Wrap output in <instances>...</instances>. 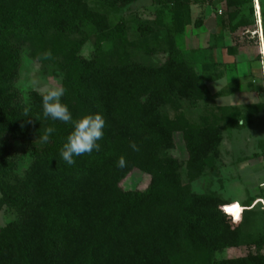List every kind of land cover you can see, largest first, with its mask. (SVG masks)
Returning <instances> with one entry per match:
<instances>
[{
  "label": "trees",
  "instance_id": "obj_1",
  "mask_svg": "<svg viewBox=\"0 0 264 264\" xmlns=\"http://www.w3.org/2000/svg\"><path fill=\"white\" fill-rule=\"evenodd\" d=\"M135 1L0 0V208L14 216L0 227V264H264V209L191 186L218 174L222 133L233 119L224 116L229 108L208 104L229 88L212 94L176 46L191 4L204 0H153L150 21L123 15ZM223 1L230 31L256 24L253 0ZM259 7L264 45L263 0ZM245 8L248 17H240ZM47 50L53 58L42 60ZM24 55L61 75L62 102L74 119L103 114L99 152L74 157L71 166L63 161L72 125L44 119L41 92L17 86ZM158 55L165 57L152 63ZM213 69L205 64L206 74ZM185 103L203 110L197 122L184 118ZM247 109L264 111V101ZM49 126L56 131L43 143ZM176 130L185 162L172 154ZM134 170L147 182L125 190ZM237 207L239 218L228 211ZM240 247L244 255L219 256Z\"/></svg>",
  "mask_w": 264,
  "mask_h": 264
},
{
  "label": "rangeland",
  "instance_id": "obj_2",
  "mask_svg": "<svg viewBox=\"0 0 264 264\" xmlns=\"http://www.w3.org/2000/svg\"><path fill=\"white\" fill-rule=\"evenodd\" d=\"M264 1V0H263ZM156 5L153 0H137L123 10L126 17L134 16L135 20H153L156 16ZM223 0H204L190 6V23L176 34V46L193 64L196 71L205 76L207 87L212 94H220L229 88L228 95L218 96L209 101L212 106L229 108L224 116L232 117L231 124L224 129L219 145L216 176L204 175L191 183L195 192L207 190L229 199L232 204L241 206L248 199L257 210L264 209V111L248 113L249 104L261 105L264 101V55L259 26L251 24L240 26L235 31L229 30V22L224 13ZM164 22L172 21L171 15L164 12L160 15ZM248 17L246 8L239 15ZM239 17V18H240ZM136 22L132 33L135 35ZM138 45L140 43H137ZM233 48L229 53L227 48ZM260 56V59L258 58ZM164 55L154 56L152 63H159ZM214 63L216 69L205 73L206 63ZM38 83L34 87L32 81ZM60 85L61 75L51 65H40L29 60L25 55L22 60L19 88L44 92L48 87ZM216 111V108L214 109ZM202 109L190 107L185 103L184 118L197 122ZM163 112L171 119L175 112L164 108ZM218 112V111H217ZM219 113V112H218ZM227 114V115H226ZM227 120V118L225 119ZM240 123V124H238ZM175 147L172 154L180 161L187 160V151L180 130L173 133ZM183 182H187L185 166L181 169ZM146 178L139 170H134L122 182L125 190L144 187ZM14 218L4 207L0 208V227ZM245 249L231 248L219 254L220 257L243 255Z\"/></svg>",
  "mask_w": 264,
  "mask_h": 264
},
{
  "label": "clouds",
  "instance_id": "obj_3",
  "mask_svg": "<svg viewBox=\"0 0 264 264\" xmlns=\"http://www.w3.org/2000/svg\"><path fill=\"white\" fill-rule=\"evenodd\" d=\"M40 58L51 60L53 58L51 50L43 52ZM37 83L36 80L32 81L34 87ZM65 93L66 89L60 85L50 86L42 92V115L44 119L50 118L53 121L72 125V130L60 150L63 161L71 166L76 163L74 157L85 154L91 155L94 151L99 152L101 150L98 141L103 139L106 120L100 112L85 114L78 119H74L67 104L62 102ZM25 116H29L27 109L25 110ZM35 118L41 120L40 116ZM55 131L54 127H47L43 134L39 135L40 140L43 143H48L49 137ZM130 147L136 152L140 150L135 142H131ZM126 164L127 162L123 156L117 161V166L120 168L126 167Z\"/></svg>",
  "mask_w": 264,
  "mask_h": 264
},
{
  "label": "built area",
  "instance_id": "obj_4",
  "mask_svg": "<svg viewBox=\"0 0 264 264\" xmlns=\"http://www.w3.org/2000/svg\"><path fill=\"white\" fill-rule=\"evenodd\" d=\"M254 3V9H255V18H256V26H259L260 30V36L262 39V45H263V36H262V25H261V18H260V7H259V0H253ZM264 47V45H263Z\"/></svg>",
  "mask_w": 264,
  "mask_h": 264
},
{
  "label": "snow or ice",
  "instance_id": "obj_5",
  "mask_svg": "<svg viewBox=\"0 0 264 264\" xmlns=\"http://www.w3.org/2000/svg\"><path fill=\"white\" fill-rule=\"evenodd\" d=\"M228 211L231 212V213H234L235 218H239V209H238V207L237 208L228 209Z\"/></svg>",
  "mask_w": 264,
  "mask_h": 264
},
{
  "label": "crops",
  "instance_id": "obj_6",
  "mask_svg": "<svg viewBox=\"0 0 264 264\" xmlns=\"http://www.w3.org/2000/svg\"><path fill=\"white\" fill-rule=\"evenodd\" d=\"M244 255V254H243Z\"/></svg>",
  "mask_w": 264,
  "mask_h": 264
}]
</instances>
